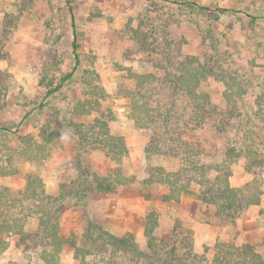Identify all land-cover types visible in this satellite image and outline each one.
Masks as SVG:
<instances>
[{"label":"rangeland","instance_id":"1","mask_svg":"<svg viewBox=\"0 0 264 264\" xmlns=\"http://www.w3.org/2000/svg\"><path fill=\"white\" fill-rule=\"evenodd\" d=\"M196 59L206 66H195L202 73L196 90L212 102L203 125L193 120L185 92L163 82L171 71L185 89ZM86 70L94 72L106 97L87 90ZM129 70L159 78L149 89L153 116L144 127L123 94L136 85ZM209 71L213 76L205 78ZM227 81L245 88L233 89L230 103ZM86 100L91 112L74 113ZM167 112L172 114L163 124L160 115ZM102 113L114 117L110 130L127 143L119 165L102 148L82 147L68 128V121L92 123ZM177 139L193 149L190 156ZM241 143L252 145L263 163L249 169L245 156L232 162L230 186L254 183L258 204L236 218H220L217 205L196 194L164 200L170 188L158 180V168L172 173L191 159L218 165L229 146ZM117 170L135 181L93 195L95 176ZM206 174L213 182L217 172ZM152 175V182H143ZM195 179L190 189L197 193L203 187ZM28 181L35 191L42 187L66 197L55 220L65 243L53 264H213L218 242L252 244L264 254V0H0V186L16 193ZM26 201L36 211L47 210ZM27 202L20 215L13 211L23 219L26 237L0 239V264H46L52 247L37 236L42 225L35 212L27 215ZM148 221L157 223L151 248ZM104 231L132 244L118 249Z\"/></svg>","mask_w":264,"mask_h":264},{"label":"trees","instance_id":"2","mask_svg":"<svg viewBox=\"0 0 264 264\" xmlns=\"http://www.w3.org/2000/svg\"><path fill=\"white\" fill-rule=\"evenodd\" d=\"M190 5L198 9L208 8L195 3ZM221 10L224 11L226 9ZM77 48L78 44L73 43V54L75 59H78ZM187 59L191 60L193 58L187 57ZM196 60L197 61L195 62L192 60L194 71H191L188 74L187 87L185 89L181 79L177 78L176 81L174 79V73L171 71H167L163 82L165 84H169V86L172 87L175 92H185V94L193 103L191 112L193 120L197 121L196 123L199 125H203L207 121V117L210 114V111H208L205 106L208 104L210 105L212 102L208 94L199 93L196 90L202 78L199 76V74L202 73H200V71L198 73L195 68L199 67V70L206 68L204 63H202L199 59ZM129 72L130 77L135 80L136 85L134 89L123 90V94L131 100L130 106L133 111V117L136 119L139 125L144 127L146 124L148 125V122L151 120L150 118L153 116L152 113H150L152 108L148 103V96L150 92L149 89H152V84L155 81H158L159 78L151 73L138 74L134 73L132 70H129ZM85 73H88L90 77L87 78L85 76L83 80L87 90L91 91V94L98 92V94H101L103 98L106 97L107 94L104 92V89L100 83H97V78L91 76V74L94 72L86 70ZM69 76L70 74H68L65 78H68ZM207 76H213L211 75V71L205 75V78ZM226 84L227 87L224 97L228 103H230L231 100L233 101V89L239 88L245 92V88L241 81H227ZM228 90L232 93L227 94ZM91 102V100L79 101L73 112L78 115L89 114L92 110V107L88 108L87 105H90ZM96 102H98V99H96ZM171 114V112L162 113L160 115L162 118L161 123L167 124L168 116H171ZM113 119L114 117L112 115L108 116L102 113L100 116L96 117L92 123H78L75 121H68V128L79 139L80 145L82 147H90L92 149L102 148L105 150L107 156L112 161L116 162L117 165H119L122 158L128 153V147L123 136L115 135L111 132L109 124ZM223 122H226V120H223ZM177 140L178 142L180 141L179 139ZM179 143L180 147L181 145H184L183 152L190 156L193 152V149L189 146V144L182 142ZM146 152H148L147 156L149 157L150 147L146 149ZM257 155L258 153L252 145H245L241 143L229 146L225 152L223 163H219L218 165L208 166L200 160L195 161V159H191L187 160L186 162L182 161L183 163L180 165L179 169L172 173H165L162 168H158V175L160 177L158 180L168 185L170 188V193L164 195L163 198L166 201H178L180 196L183 194H196L203 202L217 205L218 217L236 218L242 214V212L247 207L260 202L261 192L254 183H247L243 187H231L229 182V176L231 175L230 164L240 157L245 156L248 159L247 167L252 169L254 165H261L263 163V159H260V157ZM211 168H215V171L217 172L216 178L213 182L206 174ZM192 172H195L194 174L199 176L200 180L195 179L193 175H191ZM194 179L203 187L200 192L196 193L190 189ZM134 181V177H127L122 173V171L119 170L108 175L98 174L95 176V181L93 182L91 191H93V195L95 196L109 195L115 192L117 186L133 183ZM152 181L153 175L152 178H148L143 182L147 183ZM253 184L254 190L250 191L251 185ZM216 185L218 187H214ZM85 190V188H81L80 190L78 189L79 197H86V195H84ZM20 195L24 197L22 198L23 200L19 199L18 196ZM65 198L66 197L64 194H60V196L56 197L48 195L44 189H42V187H40L39 191H35V189H31V182L29 181L26 185V188L16 193H14L7 186H0V239L4 235L9 237L12 234H22L23 237H26V232H24L25 225L23 219L19 216L20 213L24 211V209L20 208H23L24 203L27 202L26 200L40 202L46 206L47 210L44 212L36 211L34 210V207L31 205V203L27 202L29 204L28 207H26V210L28 211L27 215L32 212H35L38 215L42 225V230L38 232L37 236L43 238L49 244V246L52 247V249L49 251V255H46L43 258L46 264H53V259L59 256V253L65 243L59 234V223L55 222V220H59L60 212L64 209L65 205H63L62 202L65 200ZM58 203H60L59 206ZM19 209V215H14L13 211L15 210L16 212ZM24 214L26 213L24 212ZM156 226L157 223L155 221L147 222L145 232L146 235L150 237L148 242L150 248L153 247V242L155 240L153 231L155 230ZM104 234L107 237L106 239L109 240V243L118 249L120 247H124L125 249L127 245L132 244L131 240L128 241L127 238L118 237L106 231H104ZM72 246L79 251V248L74 242H72ZM187 248H190L189 252L192 254L193 247L190 246ZM176 249L177 248L172 249L173 252ZM83 258L84 254L82 256V260ZM213 264H264V254L258 252L255 245L252 244L246 243L238 245L235 242H218L216 244V255Z\"/></svg>","mask_w":264,"mask_h":264}]
</instances>
